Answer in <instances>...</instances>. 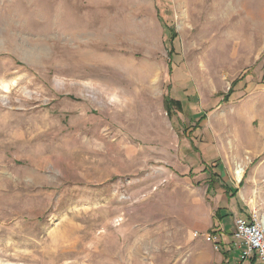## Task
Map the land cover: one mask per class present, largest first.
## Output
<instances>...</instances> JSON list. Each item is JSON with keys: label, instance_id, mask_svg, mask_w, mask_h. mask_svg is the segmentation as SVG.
<instances>
[{"label": "rangeland", "instance_id": "obj_1", "mask_svg": "<svg viewBox=\"0 0 264 264\" xmlns=\"http://www.w3.org/2000/svg\"><path fill=\"white\" fill-rule=\"evenodd\" d=\"M184 1L0 0V264H229L225 189L264 218V0Z\"/></svg>", "mask_w": 264, "mask_h": 264}, {"label": "built area", "instance_id": "obj_2", "mask_svg": "<svg viewBox=\"0 0 264 264\" xmlns=\"http://www.w3.org/2000/svg\"><path fill=\"white\" fill-rule=\"evenodd\" d=\"M220 232L217 230L207 234L195 232L194 237H202L219 251ZM233 237L242 262L254 261L264 264V218H260L256 212H250L248 216L236 217Z\"/></svg>", "mask_w": 264, "mask_h": 264}, {"label": "crops", "instance_id": "obj_3", "mask_svg": "<svg viewBox=\"0 0 264 264\" xmlns=\"http://www.w3.org/2000/svg\"><path fill=\"white\" fill-rule=\"evenodd\" d=\"M225 192L226 196H229L227 200V204L229 206L226 205L217 209L215 214V228L207 233L213 232L215 230L221 231V244L219 252L221 253V255H223V261L229 264H231L232 262L238 264V261L241 259L239 257V252L235 246L236 242L233 237L234 222L236 217L248 216L250 212L245 208L247 206L243 202L244 199H241L239 197L237 189L232 188V186H228L225 189ZM243 264L259 263L254 261H247Z\"/></svg>", "mask_w": 264, "mask_h": 264}, {"label": "bare ground", "instance_id": "obj_4", "mask_svg": "<svg viewBox=\"0 0 264 264\" xmlns=\"http://www.w3.org/2000/svg\"><path fill=\"white\" fill-rule=\"evenodd\" d=\"M205 1L208 2V0H205ZM258 1L259 0H253L251 2V6L255 7V8L258 7ZM214 2L215 1L213 0V1H211V4L207 5V7H206V16H205V18H206L205 19V25L207 27V31L205 32V36L207 35V38L209 37L210 39L215 38L220 33V31L217 30L218 26H217V20H216V13H217V10L221 9L220 7H222V6L221 5L216 6L214 4ZM182 5H183V7L188 8V6H191V1L190 0H185L182 3ZM248 5H249V3H248ZM237 27L238 26H235L234 28H237ZM216 31L219 32V33L218 34H213ZM261 116H262V122H263L262 129L264 130V111L261 112ZM246 135L247 136H246L245 139H246L247 142L252 143V142H255V140L257 141V137L255 136V133L253 131H251L250 129H248ZM235 175H236L237 181H241V179H243L244 172L242 170H238V171H236Z\"/></svg>", "mask_w": 264, "mask_h": 264}]
</instances>
